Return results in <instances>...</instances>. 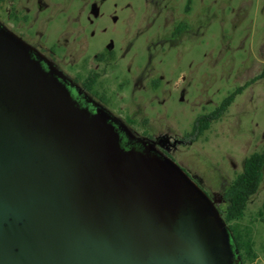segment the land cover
Here are the masks:
<instances>
[{
    "label": "water",
    "instance_id": "95a60500",
    "mask_svg": "<svg viewBox=\"0 0 264 264\" xmlns=\"http://www.w3.org/2000/svg\"><path fill=\"white\" fill-rule=\"evenodd\" d=\"M216 202L0 23V264H243Z\"/></svg>",
    "mask_w": 264,
    "mask_h": 264
},
{
    "label": "rangeland",
    "instance_id": "374dc122",
    "mask_svg": "<svg viewBox=\"0 0 264 264\" xmlns=\"http://www.w3.org/2000/svg\"><path fill=\"white\" fill-rule=\"evenodd\" d=\"M44 1L41 14L48 16V42H56L67 27L74 30L71 38L83 27V58L75 43L67 59L74 69L68 72L80 80L97 72L93 90L103 94L105 108L130 116L129 124L138 133L163 135L170 142L190 135L196 117L212 111L264 66V0H191L192 9H199V24L207 25L200 27L203 35L158 48L152 42L168 32L160 26L162 18L143 17L146 0H90L85 6L81 0ZM91 1L97 3L99 15L89 20ZM34 2L0 0V20L11 26L13 15L28 14L31 23ZM183 3L177 1L178 10ZM24 27L18 24L16 30ZM149 43L155 52L153 46L148 52ZM108 50L113 61L98 63L93 58ZM149 61L146 70H138ZM186 140L167 145L165 152L221 205V192L242 170L243 159L253 151L264 152V75L245 87L200 137ZM263 206L264 172L240 220L252 228L254 264H264V215L258 214Z\"/></svg>",
    "mask_w": 264,
    "mask_h": 264
},
{
    "label": "flooded vegetation",
    "instance_id": "af4514ba",
    "mask_svg": "<svg viewBox=\"0 0 264 264\" xmlns=\"http://www.w3.org/2000/svg\"><path fill=\"white\" fill-rule=\"evenodd\" d=\"M81 1H82V3H84V6H85L87 4V2H89L90 0H81ZM177 1L178 0H146L147 11L144 12L143 17L147 18V16H149V17L154 16L151 18L152 21H154L156 16H158L160 19L162 18L160 26L167 28V32H168V34L165 33L163 37H161L159 35L157 40L155 42H152L153 44L156 45L157 48L159 46L162 47L163 45H169V47L175 46V45L179 46L182 44V38H185V40L190 38L189 40L192 41L193 39H196L199 36L203 35L204 31L200 32L199 31L200 27L207 26L206 23H203V22L201 24H199V19H200L199 18V9L197 8V10H195V11L192 9L191 0H180L181 2H184L182 4L181 10L177 9ZM44 2H45L44 0H35V2L33 4V6L35 7L34 8L35 14L32 15L33 21L31 23L29 22V15L28 14H23L21 18L19 17V15L17 16V14L13 15L11 26H7L1 20H0V23L5 25L9 30H11L13 33H15L17 36H19L24 42H26L28 45H30L37 53L42 55L44 57V59H46V61L55 70L62 72L73 85L78 87L79 90H82L83 92H85L96 103L104 106L103 101L101 100V97H103V94L98 93L97 91L93 90V88H94L93 86L98 79V73L97 72L89 74L83 80H80L77 76H72L68 72V70L74 69V67H72L73 64L69 63L67 61V59H68L69 55H70V57H72V54H73L72 51L75 49V43L77 45L78 51L81 53V56L83 58L82 52L84 51L85 46H86V36L85 35H84V37L82 36V33L84 31L83 27H82V29L78 28L77 36L75 34V36L72 38H71V34L73 35L74 30H72L71 27H67L66 32L63 35H61L56 40V42H54V43L48 42L46 39V36L48 33L47 32L48 23H46V22L48 20V16H43L41 14V12H42L41 10H43L42 8L45 5ZM30 9L31 8H26V10L28 11L27 13H30ZM89 11L90 12L86 13L89 17V20H92L93 18L98 17L99 11H98V6H97L96 2L91 1L89 3ZM42 23H44V24L41 25ZM18 24H21L25 27L22 30H16V27ZM147 24L148 23H146L145 25L148 26ZM181 27H182V29H181ZM178 28H180V29H178ZM70 38H71V40H70ZM152 43L147 44L148 52L153 51L152 50V46H153ZM153 47H154V52H155L156 48H155V46H153ZM68 50H70L71 53L67 55L66 53L68 52ZM110 55L111 54H110L109 50L105 51V52L102 51V52H97L93 58L98 63H100V62L107 63V62H109V60L113 61V59L110 57ZM149 63H151V62L149 61V62L145 63L142 68L138 67V70H146V68L149 66ZM78 65H80V63ZM91 78L94 79V81H93L92 85L90 86V88H88V84H89L88 80ZM156 81H155V83H158V81L157 82ZM244 89L241 91V93L244 91ZM111 113L114 116H116L117 118H119L123 123H125V125L129 128V130L134 135L142 136V137H144L150 141L155 140L156 141V148L158 150L166 153V154H168L167 152H165V147L167 145L175 146L176 144L186 143L187 142L186 138H189V141H191V142L194 141V140H192L193 138L190 135H185V136H183V138L175 139L172 142H170L169 138H168V140H164L165 136H163V135L162 136H152L150 134H147L146 132L138 133L129 124L133 120L130 116L123 118V117H121V115H119L115 112H111ZM205 113H209V112H205ZM205 113H203V114H205ZM159 139H160V141L158 142ZM259 152H263V151H259ZM195 181L200 184V182L198 180H195ZM221 195H222V192H221ZM210 197H212V196L210 195ZM221 201H222V197H221ZM216 204H218V203L216 202Z\"/></svg>",
    "mask_w": 264,
    "mask_h": 264
},
{
    "label": "trees",
    "instance_id": "16d2710c",
    "mask_svg": "<svg viewBox=\"0 0 264 264\" xmlns=\"http://www.w3.org/2000/svg\"><path fill=\"white\" fill-rule=\"evenodd\" d=\"M263 75L264 66L262 72L258 76L245 82L243 85L236 87L214 110L196 117L190 132V136L193 138L192 140L200 137L214 121L219 120L234 101L236 95L240 94L245 87ZM93 81L94 79L92 78L88 80V88H90ZM263 172L264 152L254 151L247 155L243 159L242 170L237 173L222 190V204H217L221 215L232 231L243 264H254L257 259L252 228L249 225L242 224L240 220L244 216L250 199L258 191ZM258 214L259 216L264 215V206Z\"/></svg>",
    "mask_w": 264,
    "mask_h": 264
}]
</instances>
